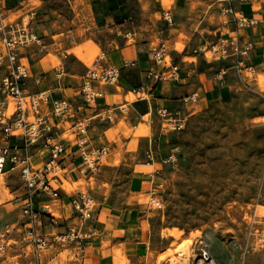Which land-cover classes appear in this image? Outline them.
<instances>
[{
    "label": "rangeland",
    "instance_id": "rangeland-1",
    "mask_svg": "<svg viewBox=\"0 0 264 264\" xmlns=\"http://www.w3.org/2000/svg\"><path fill=\"white\" fill-rule=\"evenodd\" d=\"M45 1L49 23L42 20L43 10L32 18L33 28L44 41L42 52L47 50L56 66L64 61V66L70 67L74 64V54L85 65L96 62L102 56V49L92 39L84 38L87 0ZM31 4L42 6L43 1L31 0ZM161 4L165 11L172 10L171 0H161ZM143 5L147 7L148 2L144 0ZM217 5L221 6L218 0L202 1L199 13L207 14L208 23L218 18ZM20 15L25 21L31 18L26 10H18L10 13L9 20ZM76 24L80 25L76 27ZM197 29L200 31L196 41L180 33L174 48L180 51L184 46L183 39L188 37L193 54H197L193 47L200 42L212 43L209 28ZM202 35L206 37L205 41H202ZM133 36L130 40L135 38ZM77 37L83 38L77 41ZM156 44L157 40L151 45ZM169 47L166 42V48ZM61 54L66 57L59 58ZM252 54L249 63L252 69L244 71L248 84L240 82L232 97L200 101L194 107L181 100L175 107H169L171 116L181 123L180 128H174V122L165 121L158 114L161 104L151 102L148 106L141 100L143 103L137 105L140 94L127 93V103L118 106L122 107L118 109L123 111V116L117 121L113 117L105 137L108 152L101 158L91 154L93 167H86L75 180L74 173L71 177L67 170L66 178L55 187L60 189L66 181L75 182V189L68 193L87 192L93 207L101 203L102 197L126 200L137 197L153 227L151 238L145 241L148 248L142 251L145 255L141 264H197L198 248L203 244L224 264H264V83L259 82V77L264 76L263 48ZM231 57L212 59L208 52L206 58L198 55L200 82L207 79L205 76L210 77L231 65ZM131 105H135L134 108ZM73 118L74 114L67 120ZM140 125L144 126L145 133L144 129L136 131ZM69 126L60 137L74 141L73 128ZM148 148L156 152L155 165L145 164ZM173 153L175 159H169ZM153 170V177L144 174ZM2 172L9 196L0 202V233H5L4 239L0 237V240L6 244L0 264H35L34 248L23 234L25 217L21 214L20 204L15 201L17 194L22 192V180L15 170L7 171L5 167ZM71 172H74V166ZM48 196L38 198L36 208H47L48 212L52 213V210L60 217L58 199L39 200ZM42 214L49 217L47 213ZM48 222L51 223L50 219ZM37 228L44 232L40 224ZM47 229L46 234L50 236L61 230L53 223ZM172 230L178 232L177 237ZM187 239L190 242L185 249L178 250V244ZM71 244L42 247L43 264L52 257L49 264H65L75 258L74 250L69 248ZM149 248H163V251L156 255ZM161 253L164 257L159 259ZM154 257L155 260H150ZM127 264H130L129 260Z\"/></svg>",
    "mask_w": 264,
    "mask_h": 264
},
{
    "label": "crops",
    "instance_id": "crops-1",
    "mask_svg": "<svg viewBox=\"0 0 264 264\" xmlns=\"http://www.w3.org/2000/svg\"><path fill=\"white\" fill-rule=\"evenodd\" d=\"M41 1H43L42 6L37 5L34 7L31 4V0H4L5 18L9 19L11 12L26 10L27 15L31 17L28 20L29 25L33 28L32 23L34 21L32 18L36 17L35 15L39 10H43L42 20L47 21L46 16L49 13L46 8V1ZM143 1L87 0L86 10L88 18L85 21L86 31L84 38L92 39L101 47L102 56L96 61L121 67L118 83L100 84L94 82L92 84L93 89L98 92L94 103L86 102L84 96L81 95L80 86L85 79L88 65H85L77 57L78 55H71L74 59V64H71L70 67H65L64 61L59 65L63 67L64 72L60 77H57L59 66L53 64L47 50L42 52L43 48L35 45L22 50L20 57L29 71L25 80L28 91L49 90L53 98L66 99L74 105V118L71 121H64L58 129V133L67 131L68 125L71 128L73 122L87 118L88 128L86 136L88 145L90 147L105 145V137L114 119L101 120L96 115V112L116 107L113 111V116L115 121L119 120L123 116V111L119 110L118 106L127 103L125 96L127 93L132 92V87L134 86L144 88V94L138 98L140 100L136 103L137 105H141L143 103L141 100H145L148 106H151L152 102L162 106L175 107L182 100V96L191 93L193 90L199 91L198 102H208L228 99L232 97L240 82L248 84V80L244 75L246 68L235 67V61L232 57L229 58L232 64L223 69V84L216 79L215 73L210 77L205 76L207 79L201 83L200 76L202 75L198 70L197 56L200 55L202 58L204 56L201 53L193 54L191 52L190 37L192 41L197 40L200 31L197 29L198 27L210 29L212 36L209 39L212 42L226 37L234 31H238L242 43L247 39L255 42V47L251 50L250 56L246 58V62L249 64L253 56L252 53H256L261 47L264 51V39L262 38L264 0L230 1L235 14H241L258 21L256 25L241 30L236 29L231 14H228L229 21L226 24L222 22L223 15L218 5L216 9L218 18H215L212 23H208L207 14L205 12L199 13L204 0H171L172 10L168 12V15L165 14L166 11L161 4V0H145L148 2L147 7L143 5ZM15 20L18 22L25 21L22 15L15 18ZM46 21L45 24H48L50 19ZM78 25L80 24L75 26L78 27ZM76 27H74V31ZM145 27L148 28L145 29ZM36 32L38 33V31ZM138 32L140 35H137ZM180 33H185L190 37L183 39L184 46L178 51L174 48V44L178 40ZM133 35L135 38L130 40ZM82 38L77 37L76 40L80 41ZM202 38V41H205L206 37L202 35ZM156 40L157 44L163 43L165 47L166 42L169 43L168 53L180 65L179 80H162L157 79L155 76L147 75V70L157 68V65L149 58V48ZM208 43L210 42H200L193 49L201 44ZM65 57L66 54H61L59 58ZM186 57H194L195 59L185 60ZM125 60L135 61L134 65L124 67L123 63ZM134 106L132 107L134 108ZM42 108L45 110V107ZM75 142L74 139V146L70 147L73 151H69L63 160L66 165L65 169L69 171L68 175L73 177L74 173V180L76 175H81L79 170L81 160L78 155V146L75 145ZM155 156L156 152L154 153V165L156 164ZM39 159L40 157L35 154L33 163H38ZM9 166H6L7 171ZM73 166L74 172H71ZM15 172L18 175V171L16 170ZM144 174L149 177L148 173ZM66 175L64 174L65 178ZM61 191L62 188L58 189L56 187L53 197H45L40 199V201L58 199L60 202L58 209L60 212V224L73 223L75 219L70 204V195ZM138 200L137 197L128 200L102 197L101 203L94 207L93 218L84 221L82 226L83 230L88 234L81 241L82 250H79L78 255H75V258L65 264H114L113 257L116 249H121L130 264H141L143 261L142 256L145 255L142 251L148 248L145 245V241L151 238L153 227L151 218L147 211L139 205ZM48 220L49 217L46 214L40 215V225L44 233L48 232V225H51ZM57 227L62 229L60 225H57ZM69 248L76 250L74 243ZM161 249L151 248L149 251H153L157 255V252L163 251ZM211 255L216 261L215 264H224L212 252ZM53 258L47 259L46 264H49ZM151 259L155 260V257Z\"/></svg>",
    "mask_w": 264,
    "mask_h": 264
},
{
    "label": "built area",
    "instance_id": "built-area-1",
    "mask_svg": "<svg viewBox=\"0 0 264 264\" xmlns=\"http://www.w3.org/2000/svg\"><path fill=\"white\" fill-rule=\"evenodd\" d=\"M223 15L222 22L229 21L228 14L232 15V21L237 30L245 29L257 24L256 19L248 18L241 14H235L230 4L231 0H218ZM4 0H0V170L7 165L9 170H17L22 180V192L17 194L15 201L20 204L21 214L25 217L24 235L27 242L33 246L36 259L35 264H43L40 249L46 245L74 243L78 255L82 250V240L88 235L83 230L84 221L93 218V202L90 195L85 191H74L69 193L70 204L74 214L73 223L60 224V217L48 212L47 208H36L37 199L43 196L53 197L56 192L55 185L58 184L67 169L63 160L69 151H73L74 141L60 137L58 133L60 124L74 114V105L66 99H57L51 96L49 90L29 92L25 85L29 71L26 64L22 62L20 54L23 49L31 46L43 48V39L30 25L28 21H16L5 18ZM168 15V12H165ZM264 39V26L262 30ZM255 47L251 39L240 40L238 31L209 44H201L193 51L197 54L209 52L212 59H225L233 56L234 65L237 68L252 69L247 64L246 58ZM149 58L157 65V68L147 70L148 76L157 79H180V65L168 53V49L159 43L149 48ZM133 60H125L124 67L134 65ZM122 67V68H124ZM121 67L107 65L98 61L88 66L84 81L80 86L81 95L88 103H94L98 92L93 89L92 84H116L119 81ZM64 72L62 66L57 69V77ZM216 79L224 83V71L219 69L215 72ZM135 94H144V88L132 87ZM199 91L193 90L182 96L183 104L194 107L199 101ZM45 107V110L42 108ZM116 107L103 109L96 112L101 120L113 119V111ZM122 109V107H118ZM158 114L168 122H174V128H180L181 123L171 116L168 106L158 108ZM75 126V128H74ZM73 128L75 145L78 146L81 164L80 172L86 167H93L91 154L101 158L108 152L106 145L90 147L87 142L88 119L77 120L71 124ZM35 149L34 151H32ZM40 159L33 163L34 155ZM175 159L173 153L169 159ZM154 153L151 149L145 151V164L154 165ZM150 177L154 176V170L148 172ZM55 184V185H54ZM40 200V199H39ZM47 213L51 223L62 226V229L53 233V236L38 230L40 215ZM91 233V232H90ZM89 233V235H90ZM0 237L4 239L5 233ZM8 237V236H7ZM6 237V240H7ZM0 240V255L6 244ZM198 260L204 264H213V259L206 245L198 248Z\"/></svg>",
    "mask_w": 264,
    "mask_h": 264
},
{
    "label": "bare ground",
    "instance_id": "bare-ground-1",
    "mask_svg": "<svg viewBox=\"0 0 264 264\" xmlns=\"http://www.w3.org/2000/svg\"><path fill=\"white\" fill-rule=\"evenodd\" d=\"M176 39V37H175ZM180 39V37L178 38ZM209 53V52H208ZM262 74V73H261ZM259 82L261 84L264 83V76L261 75L259 77ZM264 85V84H263ZM141 129H144V126H139V127H136V131L138 132L139 130ZM144 133H145V129H144ZM70 176V175H69ZM78 178V177H77ZM75 182L74 183H70L69 181H66L63 183L62 185V193H68L69 191L75 189ZM61 185V184H60ZM9 196V192H8V187L4 184V178H3V172L2 170H0V202L1 200L5 199L6 197ZM5 210V209H4ZM3 210V211H4ZM54 215L56 213H54L52 210H50ZM172 234H174L176 237L178 236V232L176 230H172ZM188 242H190L189 239L187 240H183L180 244H178V250L179 249H183L187 244ZM185 249V248H184ZM177 250V249H176ZM164 257V253H161L159 254V259H162ZM128 262V259L127 257L122 253L121 249H116L115 250V254H114V257H113V263L114 264H127ZM175 262V261H173ZM215 260H214V257L213 259L211 260V263L215 264ZM176 263V262H175ZM197 264H204L201 260H198Z\"/></svg>",
    "mask_w": 264,
    "mask_h": 264
}]
</instances>
